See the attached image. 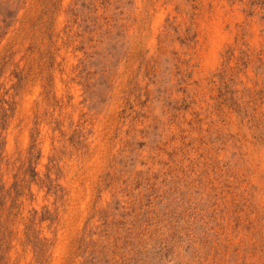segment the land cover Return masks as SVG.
Here are the masks:
<instances>
[{"label": "rangeland", "instance_id": "1", "mask_svg": "<svg viewBox=\"0 0 264 264\" xmlns=\"http://www.w3.org/2000/svg\"><path fill=\"white\" fill-rule=\"evenodd\" d=\"M0 264H264V0H0Z\"/></svg>", "mask_w": 264, "mask_h": 264}]
</instances>
